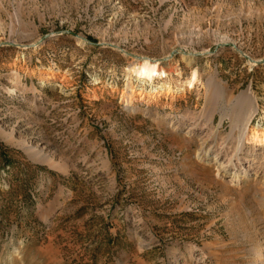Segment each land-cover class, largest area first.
<instances>
[{
    "label": "rangeland",
    "instance_id": "obj_1",
    "mask_svg": "<svg viewBox=\"0 0 264 264\" xmlns=\"http://www.w3.org/2000/svg\"><path fill=\"white\" fill-rule=\"evenodd\" d=\"M253 128L264 0H0V264H264Z\"/></svg>",
    "mask_w": 264,
    "mask_h": 264
},
{
    "label": "bare ground",
    "instance_id": "obj_2",
    "mask_svg": "<svg viewBox=\"0 0 264 264\" xmlns=\"http://www.w3.org/2000/svg\"><path fill=\"white\" fill-rule=\"evenodd\" d=\"M130 72H134L137 74L138 78H142L143 80H147V78H151V80H153V74H158L159 76H171L173 73H175L176 76H180L182 74V71L181 70H177V71H170V70H166L164 68H162V66H160L159 64L157 63H153L149 60H145V61H142L140 63H137V64H133L131 67H130ZM198 76H199V73L198 71H194V73L191 75V77L189 78L188 80V84L192 87L195 85V83L198 81ZM133 88L131 89V94L134 95L135 92H137L136 90V85L133 84L132 86ZM169 88H171V86H169ZM177 90L179 91H185V88L184 87H180V88H177ZM9 91H15L14 90V87H12L11 90ZM149 97L150 98H154L156 95L155 93H152L150 92L149 94ZM132 102V97H129L128 99V103H131ZM177 119L179 121H184L186 120V117L185 116H178ZM251 140L250 142L252 143V145L254 143H259V145H262L263 142H264V129H258V128H253L251 131ZM248 166V165H247ZM242 174V172H241ZM247 172L246 170L243 172V175H246ZM234 175L237 176L236 173H234ZM262 260V252L257 249L254 253H253V261L254 262H260Z\"/></svg>",
    "mask_w": 264,
    "mask_h": 264
}]
</instances>
